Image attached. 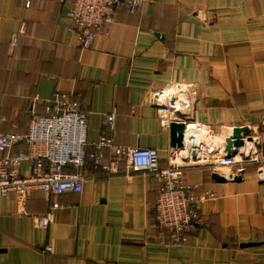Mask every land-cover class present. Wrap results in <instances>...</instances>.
<instances>
[{"label": "crops", "instance_id": "crops-1", "mask_svg": "<svg viewBox=\"0 0 264 264\" xmlns=\"http://www.w3.org/2000/svg\"><path fill=\"white\" fill-rule=\"evenodd\" d=\"M24 4L0 0V133H25L33 111L42 114L57 92L72 93L87 113L88 143L99 139L102 115L115 113L106 132L113 143L156 149L164 167L169 132L152 91L189 83L195 106L185 133L200 148L183 182L203 200L188 242L164 247L151 224L155 179L102 177L87 166L96 179L81 193L34 191L24 213L14 194L0 197V264H264V0H146L135 15L117 11L86 50L69 31V0ZM244 126L252 141L239 150L249 158L241 181L212 180L208 162L223 157V139ZM25 150L17 144L11 152ZM20 172L28 175L26 164ZM49 211L48 227H36L33 218Z\"/></svg>", "mask_w": 264, "mask_h": 264}, {"label": "built area", "instance_id": "built-area-1", "mask_svg": "<svg viewBox=\"0 0 264 264\" xmlns=\"http://www.w3.org/2000/svg\"><path fill=\"white\" fill-rule=\"evenodd\" d=\"M69 2L71 7L66 14L71 24L69 31L75 37L78 47L86 50L97 34L103 33L106 27L115 23L117 11L135 15L146 0ZM29 7L30 0H25L24 8ZM16 39L17 35L11 41L12 47ZM192 92L193 85L189 83H169L152 91L153 105L163 129L168 130L171 123L186 126L190 123L195 106ZM115 121V113L102 115L99 139L88 143L87 113L80 101L72 93H55L45 104L42 114L35 111L31 113L25 133H0V197L14 194L17 208L20 213H24L25 203L34 191L42 192L47 198L81 193L89 177L85 174L87 166H91L93 172H99L102 177L147 173L158 184L153 209L154 242L164 247L185 245L189 233L195 227L198 207L203 200L197 186L183 182L184 170L194 165L191 153L183 151L186 155L182 156L180 149L170 147L166 166L162 167L156 149L116 146L106 133L113 130ZM21 143L26 150L12 154V148ZM103 150L108 151V159H103ZM248 160L243 158L236 161L235 157L224 154L208 162V166L212 173L225 169L227 173L222 176L232 180L244 170L241 165ZM22 164L27 165L28 175L21 174ZM261 172L260 180H264ZM89 178L96 179V175ZM55 207L53 204L50 211ZM50 211L33 218L36 227H48L52 217ZM50 250L49 247L44 248L45 252Z\"/></svg>", "mask_w": 264, "mask_h": 264}, {"label": "water", "instance_id": "water-1", "mask_svg": "<svg viewBox=\"0 0 264 264\" xmlns=\"http://www.w3.org/2000/svg\"><path fill=\"white\" fill-rule=\"evenodd\" d=\"M185 131V124L171 123L168 129L169 145L171 148L184 149L186 152H190L192 157L195 158L197 150L200 148L199 144L194 135H187ZM250 135L251 129L247 126L233 128L230 134L223 139V151L225 155L227 157H235L238 155V150L243 148L246 142L252 141ZM242 172L232 180L235 182L241 181ZM211 178L218 183H223L227 180L224 176L216 172L211 174Z\"/></svg>", "mask_w": 264, "mask_h": 264}, {"label": "trees", "instance_id": "trees-1", "mask_svg": "<svg viewBox=\"0 0 264 264\" xmlns=\"http://www.w3.org/2000/svg\"><path fill=\"white\" fill-rule=\"evenodd\" d=\"M31 116V115H30ZM30 116H29V118H28V121H29V119H30ZM19 145H22L24 148H25V145L24 144H19ZM21 152V151H20ZM18 153V152H17ZM12 154H16V153H12ZM54 197V196H53ZM151 224H152V227H154L155 228V224H154V222L152 221L151 222Z\"/></svg>", "mask_w": 264, "mask_h": 264}, {"label": "bare ground", "instance_id": "bare-ground-1", "mask_svg": "<svg viewBox=\"0 0 264 264\" xmlns=\"http://www.w3.org/2000/svg\"><path fill=\"white\" fill-rule=\"evenodd\" d=\"M250 142H251V141H250ZM247 146L249 147V146H250V144H247ZM240 149H241V148H240ZM240 149H239V150H240ZM239 150H238V154H239V152H240ZM247 152H248V150H247ZM261 173H262V174H264V170H262V172H261Z\"/></svg>", "mask_w": 264, "mask_h": 264}, {"label": "rangeland", "instance_id": "rangeland-1", "mask_svg": "<svg viewBox=\"0 0 264 264\" xmlns=\"http://www.w3.org/2000/svg\"><path fill=\"white\" fill-rule=\"evenodd\" d=\"M237 157H238V158H237ZM235 158H236V159H235L236 161L239 160V159H240V154L236 155Z\"/></svg>", "mask_w": 264, "mask_h": 264}]
</instances>
